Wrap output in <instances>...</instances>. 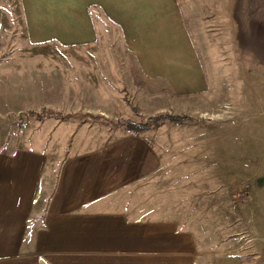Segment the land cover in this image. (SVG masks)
I'll use <instances>...</instances> for the list:
<instances>
[{"label":"crops","instance_id":"1","mask_svg":"<svg viewBox=\"0 0 264 264\" xmlns=\"http://www.w3.org/2000/svg\"><path fill=\"white\" fill-rule=\"evenodd\" d=\"M8 2L0 0V53L14 49L0 59L9 66L0 69V123L19 113L26 128L0 129V264L208 263L192 226L169 208L145 207L141 185L162 170L150 139L25 111L117 120L130 109L147 117L184 102L202 118L219 109L202 52L226 39L264 64V0ZM98 24L118 28L116 49L132 57L131 70L97 68L102 46L113 56L112 36ZM87 61L93 67L80 68ZM127 88L141 102L131 104ZM130 188L134 195L121 198Z\"/></svg>","mask_w":264,"mask_h":264},{"label":"rangeland","instance_id":"2","mask_svg":"<svg viewBox=\"0 0 264 264\" xmlns=\"http://www.w3.org/2000/svg\"><path fill=\"white\" fill-rule=\"evenodd\" d=\"M14 5L18 0H9L8 6ZM10 23L13 31L19 28L16 22ZM98 27L112 36L113 56H109V47L102 46L98 57L92 58L97 68L131 70L132 57L120 46L116 49L118 28ZM214 42L202 52V60L211 82L209 95L219 109L201 118L199 112L194 114V109L180 102L166 112L186 114L193 120L165 122L140 133L156 146L162 162L158 175L141 185L147 187L145 207L169 208L168 215L174 220L192 226L202 251L207 252L205 264H264V64L245 59L233 42ZM12 49L8 45L0 59ZM87 66L92 68V62L81 63L80 68ZM5 68L8 64L0 63V69ZM123 94L134 105L143 98L142 93L133 95L131 88ZM191 105L199 108L200 103ZM138 111L130 109L121 118L142 121L146 115ZM23 119L19 113L2 118L0 129L21 131L26 128ZM5 121H11L10 127ZM100 124V128H110L111 136L130 133L122 126ZM135 192L127 189L121 198Z\"/></svg>","mask_w":264,"mask_h":264},{"label":"trees","instance_id":"3","mask_svg":"<svg viewBox=\"0 0 264 264\" xmlns=\"http://www.w3.org/2000/svg\"><path fill=\"white\" fill-rule=\"evenodd\" d=\"M27 116H34L37 120H41L46 116H54L61 120L68 119L69 117H78L80 121H85L86 119H91L93 121H103L104 123L110 126H122L125 130L129 131L132 134H139L145 132L147 130L156 128L165 122H171L174 124H182L184 121L193 120L192 117L184 114V116L179 114L173 113H157L154 115H150L145 117L142 121H133L128 118H119L117 120H112L101 115H93L90 113H75V114H68L62 113L59 111H54L52 109L42 108L39 111H32L27 110L25 111Z\"/></svg>","mask_w":264,"mask_h":264}]
</instances>
